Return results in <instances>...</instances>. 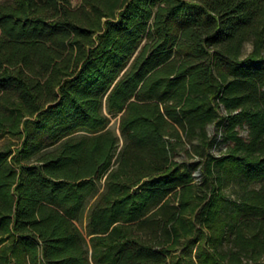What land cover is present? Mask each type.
I'll return each instance as SVG.
<instances>
[{
  "label": "trees",
  "instance_id": "16d2710c",
  "mask_svg": "<svg viewBox=\"0 0 264 264\" xmlns=\"http://www.w3.org/2000/svg\"><path fill=\"white\" fill-rule=\"evenodd\" d=\"M2 135L0 264H264V0H0Z\"/></svg>",
  "mask_w": 264,
  "mask_h": 264
},
{
  "label": "rangeland",
  "instance_id": "374dc122",
  "mask_svg": "<svg viewBox=\"0 0 264 264\" xmlns=\"http://www.w3.org/2000/svg\"><path fill=\"white\" fill-rule=\"evenodd\" d=\"M78 1L79 0H71L73 5L77 4ZM250 49H251L250 44L246 43L244 46V49H243V56L246 55L250 51ZM107 117L109 119L108 127L117 134V136L119 138V146H121L123 143V139H122V137L119 133V130H118L119 116L118 115H116V116L107 115ZM207 133L211 139H214L216 137V140L214 141V144H213L212 148L210 149V152L216 156L220 155L225 150L226 147H225V144L222 142L221 137H220V133L218 132V130L216 129L214 124H209L207 126ZM240 133H241V135L245 136L246 131L242 129V130H240ZM18 143H19L18 139L11 137L9 135L0 136V147L11 146L12 148H14L18 145ZM175 159L178 161L185 160L188 163H190L192 161H197L198 157L197 156L190 157V156L186 155L183 150H181L176 155ZM200 168L201 167L198 166V168L193 171V175L195 176V182H197V183L200 181V178H201ZM232 187L234 188V186L232 184H231V186H227L226 188H224V192H225L227 199L234 200L236 197V194H235L234 189ZM102 188H103L102 185H100L98 193H100L102 191ZM98 193L89 199V201L87 202V205L84 209L83 215L77 223L78 229L85 236H86V226H87V221H88L89 210H90V207L92 206V204L94 203ZM86 238L88 239L87 236H86ZM224 247H226V246H224ZM191 255H192V257L195 256V250L192 251ZM263 257L260 260L261 263H264ZM241 264H252V262L247 258H243V262Z\"/></svg>",
  "mask_w": 264,
  "mask_h": 264
}]
</instances>
